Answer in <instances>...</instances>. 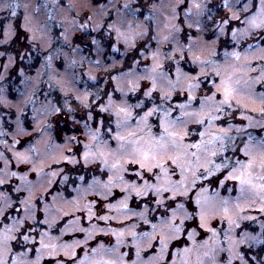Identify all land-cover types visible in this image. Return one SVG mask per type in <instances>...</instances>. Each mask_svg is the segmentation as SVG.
<instances>
[{
    "label": "snow or ice",
    "instance_id": "6c2138e0",
    "mask_svg": "<svg viewBox=\"0 0 264 264\" xmlns=\"http://www.w3.org/2000/svg\"><path fill=\"white\" fill-rule=\"evenodd\" d=\"M56 2L59 4V0ZM95 6L102 10L101 15H106V6L101 0H95ZM141 6L139 3L133 5L125 2L122 7L136 18L144 15ZM223 6L231 15L222 18V22L216 25L221 36L226 34L225 26L235 20L240 21L244 27L231 30L233 42L238 44L241 40L256 37L257 42L248 44L244 53L239 50L224 51L223 57L218 58L219 53L214 45L219 36L216 40L204 41L200 45L189 43L180 46L175 33L181 32L182 29L173 23L178 19L173 8L166 28L173 29L174 32L170 31L168 35L163 36V40L176 44V47L170 50L172 54L164 57L165 60L175 62V71L173 73L171 68L163 71L164 65L157 59L159 53L153 52L150 74L141 77L151 83L144 95L151 99L153 92L159 88L161 103H153L150 108L137 115L132 106L126 103L124 106L117 105L113 108L114 102L109 96V104L101 106L100 110L110 112L116 118L115 132L113 133L111 127L106 129L107 133H113L110 139H104L105 134L99 129L91 130L87 120L93 117L91 112L86 113L84 127L89 129L90 143L83 146V164L87 166L99 162L112 175L107 182L94 178L84 190L85 193L99 188L100 195L107 199L112 188L120 187L127 195L118 205L108 204L106 207L110 210L115 208L124 219L138 217L143 224L150 225L151 230L137 232L135 229L139 224L136 223L124 230L92 225L90 228H79L81 232L86 233L83 241L76 239L71 243H61L62 236L74 230L66 226L61 230L60 236L51 234L56 218L63 213V209L53 210L45 203L44 217L42 220L38 219V207L32 199L36 186L27 181L25 176H21L20 179L26 181L25 184L16 186L13 191L27 192L23 199L14 201L9 192L0 191V224L3 225L0 227V264H41L45 255L54 260L55 264H235L237 261L239 264H264V247H260V251L255 255H246L245 251L241 250L242 246L247 249L264 246V224L258 234L243 231L237 235L235 231L240 228L242 220L256 219L245 214L247 210L264 213V0H233L231 3L224 0ZM12 7L19 8L20 5H9V8ZM68 7L71 8L72 5L69 4ZM192 9L207 15L208 19L212 18L206 0H191V7L185 10V20L192 19ZM238 13L245 15L242 17ZM11 15L15 16L16 12L12 11ZM150 18L151 14L146 17ZM24 19L25 30L33 33L31 39L35 41L36 30L30 26L31 18L25 15ZM49 19L54 17L49 16ZM86 19L89 24L92 23L91 17ZM193 23L200 30L199 20ZM193 23L188 26L192 27ZM86 27L85 24L78 25L79 29ZM108 27L119 33L117 39L123 35L115 24ZM13 33L14 28L10 23L5 35ZM145 34L139 33L141 37ZM64 39H68L66 32ZM134 40L135 37L133 42ZM92 42L99 45L98 41ZM209 44L213 46L209 47ZM185 51L191 55L190 63L199 68L195 74L184 72L180 62L176 60L175 54L179 53L183 58ZM48 59L50 60L51 56ZM204 81H208L211 86L197 99V93L204 92ZM129 84V91L139 88L137 81L130 80ZM49 87L52 85L49 84ZM182 91L187 93L186 101L173 106V96ZM76 99L85 107H89L87 93L83 97L77 96ZM65 107L69 114L75 112L67 102ZM137 107L142 108L144 105L139 103ZM48 111L55 115L61 112V107L52 104ZM174 112L177 113L175 116ZM237 114L241 121L247 123L236 124L232 120H226V117H235ZM154 116L158 118L155 124L151 120ZM72 119L75 121L74 116ZM99 123L103 127V120ZM191 125L196 127H190ZM111 140L115 141L114 147ZM68 143L80 142L75 137H69ZM15 155L19 162L35 164L37 161H33L32 156L39 158L40 152L33 146L26 152H17ZM56 162L74 165L80 161L75 154H61V158ZM38 163L43 164L45 161L39 159ZM34 170L38 175H50L48 187H51L52 180L58 174L55 170L50 174L44 173L41 167ZM125 173H132L137 180H126ZM10 175L15 177L17 173L11 172ZM67 180L68 177L64 176V181ZM79 180L83 182L84 177L80 176ZM229 181L233 182L231 188L225 187ZM9 182L7 177L0 176V186ZM221 190L229 193L236 190L238 195L224 196ZM132 194L144 201L141 205L142 211L129 209L128 200ZM57 195L60 194L52 196L53 201L57 200ZM150 195L152 199H148ZM40 199L43 200L44 197ZM61 201L72 205L77 211L81 210L79 199L68 200L61 196ZM16 204L20 207H16L15 212L19 214L22 209L23 215H16L15 218L8 216L9 209L14 208ZM150 205L154 207L150 208ZM94 207L92 201L83 206L89 223L95 216ZM156 210H162L159 217L155 215ZM149 213L152 218H149ZM115 218L108 215L96 217L97 220L104 221ZM8 220L11 221L10 226L5 223ZM79 220L80 217H76L68 223L75 225ZM213 220H216L218 226H211ZM26 221L31 223L26 225ZM38 224L47 225V228L38 231ZM198 229L210 234L207 239H195L201 234ZM33 232L40 237L39 248L35 250V261H29L27 258L33 248L28 245L37 243L36 237L30 235ZM98 232L111 234L116 238V243L106 245L98 242L96 247L88 249V242L94 239ZM126 233L131 237L130 241L126 238ZM185 235L187 241L183 246H176L174 242H180ZM13 242H16L20 251L14 252ZM81 246L87 250L82 257H78L76 250ZM124 246L134 250V259H130L127 252L120 251ZM60 253L66 259H58ZM224 253L227 256L221 259Z\"/></svg>",
    "mask_w": 264,
    "mask_h": 264
},
{
    "label": "rangeland",
    "instance_id": "374dc122",
    "mask_svg": "<svg viewBox=\"0 0 264 264\" xmlns=\"http://www.w3.org/2000/svg\"><path fill=\"white\" fill-rule=\"evenodd\" d=\"M101 2L106 6V15L100 14L102 10L95 6V0H59V4L56 0H0V53H3L0 55V133H3L0 135V176L10 180L8 184L0 186V191L9 192L14 201L23 199L27 196V192L16 193L13 189L25 184L26 181L21 180V176L31 181L36 186L32 199L38 207L36 213L38 219L42 220L44 217L45 203L53 210L63 209V213L56 218L51 234L60 236L61 230L66 226L74 229L62 236L61 243H71L76 239L83 241L86 233L81 232L79 228H90L92 225L98 228L124 230L136 223L139 224V227L135 229L137 232L151 230L150 225L143 224L138 217L124 219L115 208L110 210L106 207L108 204L118 205V202L127 195L121 191L120 187L112 188L107 199L100 195L101 189L99 188L85 193L84 190L94 178L107 182L112 174L99 162L90 163L87 166L83 164V146L90 143L89 129L84 127V122L87 120L86 113L91 112L93 118L87 120L91 130L99 129L105 134L104 139H110L116 130L114 122L116 118L110 112L100 110L101 106L109 104V96L114 102L113 108L117 105L124 106L126 103L132 106L137 115L142 114L153 103H161L159 88L153 92L151 99L144 95L147 88L151 87V83L141 77L150 74L153 52L159 53L157 59L164 65L163 71L170 68L173 73L175 71L173 66L175 62L165 60L164 57L172 54L170 50L176 47V44L163 40V36L168 35L170 31L174 32L173 29L166 28L173 8L178 15V19L173 23L178 24L182 29L181 32L175 33L180 46L189 43L200 45L204 41L216 40L219 36L214 47L219 53L218 58H222L224 51L239 50L244 53L248 44L257 42L255 36L241 40L238 44L232 41L231 30L244 27L240 21H231L225 26L226 34L223 36L219 34L216 25L222 22V18L231 15L223 6L224 0H206L211 9L209 13L211 19H208L207 15L199 14L196 9H192L191 20L184 18L185 10L191 7V0H101ZM125 2L133 5L141 4V11L144 15L133 18L123 9ZM15 4H19L20 7L9 8V5L14 6ZM69 4L72 5L71 8L68 7ZM12 11L16 12L15 16L11 15ZM150 14L151 18L146 19ZM238 14L242 17L245 15L244 13ZM25 15L31 18L30 26L36 30L35 41L31 39L33 33L25 30ZM49 16L54 19L50 20ZM87 17H91V24L86 19ZM195 20H199L200 30L193 23ZM10 23L14 28V33L6 36L5 33ZM190 23H193L192 27L188 26ZM80 24H85L87 27L79 29ZM110 24H115L120 33H123L119 39H117L119 33L108 27ZM100 25L104 27L101 28ZM65 32L68 35L67 40L64 39ZM141 32L146 34L141 37L139 35ZM133 37H135L134 42ZM94 40L98 41L99 45L93 43ZM212 46L209 44V47ZM175 55L184 72L195 74L199 70L197 65L190 63L191 55L187 51L183 58L179 53ZM49 56H51L50 60ZM96 61L99 63L97 64ZM130 80L139 83L136 91H129ZM49 84L52 87H49ZM210 86L208 81H204V92L197 93V99L207 92ZM86 93L89 107H85L76 99L77 96L83 97ZM186 98L187 93L182 91L173 96L171 103L174 106L185 102ZM65 102L75 109V112L69 114ZM139 103H143L144 107H137ZM52 104L61 107V112L54 115L48 111ZM176 114L174 112L173 116ZM72 116L75 117V121ZM157 119L155 116L151 118L154 124ZM101 120L104 122L103 127L99 123ZM226 120H232L236 124L247 123L241 121L238 114L235 117H226ZM108 127L113 129V133L106 132ZM190 127L196 126L191 125ZM69 137H75L80 143H68ZM110 142L114 147L115 141ZM33 146L40 152L39 158L32 156V160L37 163L17 161L15 153L26 152ZM68 149L71 151L69 152ZM61 154H75L80 162L74 165L67 162L57 163ZM39 159H43L45 163H38ZM37 167L43 168L44 173L50 174L53 170L57 171L58 174L52 180L51 187H48L50 175H38L34 170ZM11 172H16L17 176L12 177ZM124 175L128 181L137 180L132 173ZM64 176L68 177L67 182L64 181ZM80 176L84 177L83 182L79 180ZM178 178L174 177V179ZM137 182L142 183V181ZM232 184L233 182L229 181L225 187L231 188ZM74 189L76 191H73ZM49 192L51 194L48 195ZM194 192L195 190L193 194ZM56 194L60 195H57V200L53 201L52 196ZM221 194L236 196L238 192L233 190L229 193L221 190ZM61 196L68 200L79 199L81 210L77 211L72 205L63 203ZM40 197L44 199L41 200ZM148 199H152L151 195ZM180 199L183 198H178ZM89 201L94 202L95 205V216L91 223L87 219V213L83 211V206ZM142 203L134 194L128 200L129 209L135 212L142 211ZM16 207H20L19 204L9 209L7 215L13 218L16 215L22 216V209L17 214ZM153 207L154 205H150V208ZM161 214L162 210H156L157 217ZM245 214L254 216L256 219L242 220L240 228L235 230L236 234L243 231L258 234L261 231V225L264 224V213L249 209ZM102 215L116 218L108 221L96 219ZM76 217H80L78 224L70 225L68 222ZM149 218H152L151 213H149ZM5 223L11 225L10 220ZM25 223L27 225L31 221ZM2 226L0 224V227ZM193 226H195L194 223ZM211 226H218L216 220L211 221ZM36 227L38 231H42L47 228V225L38 224ZM198 231L201 234L195 238L197 241L207 239L210 235L203 230L198 229ZM30 235L36 237L37 243L28 245L33 248V252L27 259L35 261V250L39 248L40 237L35 232ZM126 238L131 240L127 233ZM185 241H187L186 235L180 242H174V244L183 246ZM98 242L114 245L116 238L111 234L105 235L98 232L95 238L88 242V249L96 247ZM188 243L191 242L188 241ZM12 247L14 252L21 250L16 247V242H13ZM257 248L247 249L246 246H242L241 250L245 251L246 255H255L256 253L253 252L257 251ZM86 250L84 246L77 248L78 257H82ZM120 251L127 252L130 259L135 258L134 250H130L127 246L121 247ZM226 256V253L222 254L221 259ZM58 259L66 258L60 253ZM51 261L45 255L41 264H55L54 260V262Z\"/></svg>",
    "mask_w": 264,
    "mask_h": 264
},
{
    "label": "trees",
    "instance_id": "16d2710c",
    "mask_svg": "<svg viewBox=\"0 0 264 264\" xmlns=\"http://www.w3.org/2000/svg\"><path fill=\"white\" fill-rule=\"evenodd\" d=\"M51 192L53 193L54 191H51ZM51 192H49L48 195L51 194ZM142 202H144V201H142ZM260 247H264V246H259V247L257 248V251H255V252H253V253H257V252H259V251H260ZM51 262H54V261L52 260Z\"/></svg>",
    "mask_w": 264,
    "mask_h": 264
}]
</instances>
